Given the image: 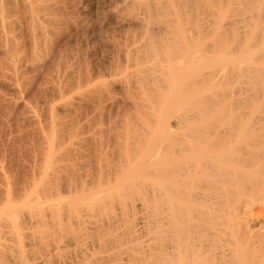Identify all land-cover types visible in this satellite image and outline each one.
Masks as SVG:
<instances>
[{"label": "bare ground", "instance_id": "6f19581e", "mask_svg": "<svg viewBox=\"0 0 264 264\" xmlns=\"http://www.w3.org/2000/svg\"><path fill=\"white\" fill-rule=\"evenodd\" d=\"M165 2L109 76L120 93L89 67L72 116L49 107L38 176L19 204L5 186L0 264H264V0Z\"/></svg>", "mask_w": 264, "mask_h": 264}, {"label": "rangeland", "instance_id": "374dc122", "mask_svg": "<svg viewBox=\"0 0 264 264\" xmlns=\"http://www.w3.org/2000/svg\"><path fill=\"white\" fill-rule=\"evenodd\" d=\"M43 1H46V0H40V1L39 0L38 1L37 0H31V1L28 0V2L26 0H0V14H1L0 16H2V17H0V24H1V22L4 21L0 26V37H1L0 38V165H4V166H0V169H2L0 171V207H1V205H3L2 203H4V201H7L9 199L8 197H10L11 200L16 199V200H14V202H16V201L21 202L19 200L21 198L23 199L24 196L29 191H26L25 194H23L24 196H22L21 192L24 193V191L27 190V189L24 190V188H28V190H30L29 188H31V186H30V184H32V182L30 181V179L32 180V174L31 173L33 172V177H34L35 173L38 176L37 170L39 168L38 166H40L39 163L42 165V163L39 160H42L41 159L42 149H44L43 147H45V145H46L44 142V138H42V137H44L46 134L49 133V128L47 126L48 125L47 122L50 121L49 120L50 117L48 115H50L51 106L54 104L53 106L56 108V111L54 110L55 111L54 113L56 115L58 114L57 116L56 115L55 116L56 117L59 116L57 118V119L60 118L59 120H67L68 118H66V117L70 118L72 116V115L71 116L68 115L67 108H65L63 106V102H61V101L66 98L64 100V102H65V104H67V102H66L67 97L72 96L71 93L73 92V90H76V89L79 90V88L76 87L77 85L81 88L82 87L84 88L85 83H83V82H84V78L86 77V72L89 69V67L91 69L93 68L91 70V72H95L98 69L97 67H100L101 69H103L102 71H103L105 77L107 76L106 77L107 79L105 82L108 84V86H110V85H111L110 87L113 86V88H115V90L118 89L117 91L120 93L121 88L119 87L120 86L119 80H118V78H116L117 81H115L116 79L114 80V78L116 76L114 75L115 77L112 78L113 73H111V72L115 71L114 70L115 65H118L119 61H120V65H121L123 60L126 58L125 53H126L127 45H128V47L133 45L132 44L133 37H131V36H133V33L135 35L134 39L138 40V39H140L141 34H143V32L145 31V27H146L147 23L142 24L141 18L142 17L144 18L145 13L148 14L147 13V12H149V11H147L149 9L148 7L151 6L152 7L151 10L154 9L153 10V13H154V12H156L155 7L160 6V8H161L166 3L165 0H164V2L162 1L164 4H161L160 2L157 4L158 0H154L155 2L153 0H149L150 2L153 1L151 3L152 5H148L150 3L148 0H146L144 3L143 2L141 3L142 0H140V1H138V0H128V1L123 0L124 3L122 0L121 1L120 0H113V1L112 0H59V1L58 0H48L47 3H44L46 5L49 3L48 6L44 7L43 5H41ZM62 1H64V2H62ZM132 1H134V2L132 3ZM32 2H33V4H32ZM52 3L54 5H52ZM187 3L186 4L181 3V5H180V6H182V4H183V6H184V4H185V7H183V8L187 7V9H188V10L184 9L185 12L187 11V14H186L183 12L184 11V10H182L183 8L180 7V11H179L180 13L179 14L181 16L182 15L184 16L186 14L185 18L182 21V24H183L184 20L186 19L187 15H190V13L193 11V7H194L193 4L189 5ZM30 4H32V5H30ZM59 4H61V5H59ZM134 4H135V6H134ZM147 5H148V7H146ZM191 5H193V6H191ZM30 6H32V7H30ZM33 6H35V7H33ZM132 6H134V7H132ZM188 6H190V7H188ZM190 8L192 9V11H190L191 10ZM69 10H70V12H69ZM12 11H13V13H12ZM42 11H43V13H42ZM56 11H58V12H56ZM130 11H131V13H130ZM132 12L133 13L135 12V14H133ZM181 12L184 14H181ZM56 13H58V14H56ZM128 13H129V15H128ZM150 14H152V13L149 12V15H147V16H150ZM11 15H13V16H11ZM54 15H55V18H53ZM180 15L178 16V18L181 17ZM44 16H46V17H44ZM168 16H170V15H168ZM172 16H173L172 18L176 19L175 15H172ZM33 17L35 18V20ZM62 17H63V19H62ZM1 18L3 19V21ZM59 18L61 21L59 20ZM182 18L183 17H181V20H182ZM187 19H188V17H187ZM29 20H31V21H29ZM63 22L66 24H64ZM56 23H57V25H56ZM59 23H60V25H59ZM6 25H8V26H6ZM30 25H32V26H30ZM156 25L157 24L153 19L151 20V22L149 21V23H148V27H156ZM185 25L187 26L186 23H185ZM57 26H58V28H54ZM30 27H31V29H30ZM26 28L28 29V31ZM14 29H15V31H14ZM39 31H40V33H39ZM125 31H127V32H125ZM129 34H130V36H129ZM137 34H138V37L136 38ZM36 37H37V39H36ZM39 39H40V41H39ZM117 39H118V41H117ZM121 41H124L125 44H124V42H121ZM1 42H2V44H1ZM137 42L139 43L140 41H136V43ZM41 43L44 45H42ZM5 46H6V48H5ZM29 46H32L34 48V50L36 51V53H34L35 51L32 49V47L29 48ZM41 49H43L45 51H43V50L41 51ZM32 50H33V52H32ZM41 52H43V53H41ZM35 55H37V56H35ZM41 55L44 57H42ZM10 56H11V58H10ZM123 57H124V59H123ZM41 61H42V63H41ZM83 61L85 64L83 63ZM14 62H15V64H14ZM10 64H11V66H10ZM53 65L54 66L57 65L56 68ZM87 65H88V67H87ZM12 67H13V69H11ZM85 67H87V68H85ZM35 68H37V69H35ZM108 69H110V70L108 71ZM85 70H86V72H85ZM50 73H52V74H50ZM44 75L47 77H45ZM104 75H103V77H104ZM109 76H112V77H109ZM44 78H46L49 81H47ZM110 78H111V80H110ZM52 80H54V81L52 82ZM111 81H113L112 84H111ZM114 81H115V83H114ZM83 84H84V86H83ZM73 85H75V86L73 87ZM58 86H59V88H58ZM72 88H73V90H71ZM60 91L62 94L60 93ZM59 93L61 94V96ZM77 93L78 92L75 91L73 95L77 96L78 95ZM79 95H82V94H79ZM79 95L77 97L74 96V97H76L75 98L76 100L78 97H79L78 100L81 99V96H79ZM80 101H83V100L81 99ZM80 101H78V103ZM59 102H60V104L62 103L61 104L62 106H59L60 105ZM34 106L37 107L36 110L34 109L35 108ZM31 107H32L33 111L31 110ZM61 107H63V108L61 109ZM58 108H60V109H58ZM34 113L35 114L37 113V114L35 115ZM34 115H35V117H34ZM79 116L81 117V114H79ZM35 123H37V124L35 125ZM40 124H41V127L43 128L44 131L42 130V128L40 129V127H38V126H40ZM43 124L44 125L46 124L45 127L46 126L47 127L45 128ZM49 127H50V125H49ZM47 128H48V130H47ZM23 129H25V130H23ZM41 130L43 131L42 133H41ZM47 131H48V133H47ZM42 134H43V136H42ZM41 138L43 140H41ZM17 139H20V140H17ZM41 141H43V142H41ZM38 143L40 144V146ZM42 145H44V146H42ZM33 152H34V154L35 153L36 154L34 155ZM38 155H40V157ZM30 167H32V168H30ZM31 169H33V170L31 171ZM35 171H37V172H35ZM4 174L8 175V176H4ZM36 174H35V177H36ZM5 177H7L8 179L6 178L7 180H5ZM25 177L27 178L28 181H25L26 180ZM25 182H27V183H25ZM6 184H8V185L6 186ZM22 184H25V185H22ZM28 184H29V186H28ZM13 185H15L16 188H14V189L12 188L13 189L12 192L9 193L11 191V189L6 190V187L10 188V187H13ZM15 189H17V190H15ZM18 189H20V190H18ZM6 191H8L9 194H12L13 198L9 194H8L9 195L8 196ZM15 191L16 192L20 191L19 192L20 194L17 192V195H14L16 193ZM5 195L8 196L7 200L6 199L4 200ZM17 197H18V199H17ZM11 200H9V201H11ZM5 203H4V205L7 204V203L6 204ZM11 203L13 204V202H11ZM17 204H19V203H17Z\"/></svg>", "mask_w": 264, "mask_h": 264}]
</instances>
